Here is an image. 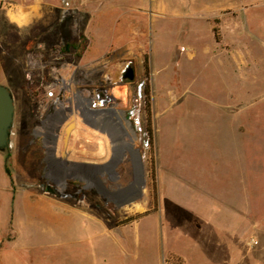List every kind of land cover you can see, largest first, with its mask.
<instances>
[{"label":"rangeland","instance_id":"374dc122","mask_svg":"<svg viewBox=\"0 0 264 264\" xmlns=\"http://www.w3.org/2000/svg\"><path fill=\"white\" fill-rule=\"evenodd\" d=\"M205 1L231 7L175 21L123 4L95 14L79 0H0V84L15 106L0 152V264H199L210 253L264 264V0ZM80 34V55L61 50ZM129 63L134 79L122 80ZM55 101L67 117L53 156L43 131L59 124Z\"/></svg>","mask_w":264,"mask_h":264},{"label":"crops","instance_id":"0c3cea01","mask_svg":"<svg viewBox=\"0 0 264 264\" xmlns=\"http://www.w3.org/2000/svg\"><path fill=\"white\" fill-rule=\"evenodd\" d=\"M91 2V5L85 8L84 4ZM201 3L199 0H79V6L76 7L77 11H80L82 8L81 6H84V10H90L92 13L100 12L102 10L104 11H111L118 8L119 4H123L125 8L124 13H129L132 15H148V13H153L156 15L161 16L163 19H169L173 18V20H187L189 18L193 19H204L207 20V18H210L212 16L215 17V10L222 9L224 7H231V3H228L227 5H218L214 2H206L205 0ZM94 3V4H93ZM104 3H110V6L103 7ZM128 3H133V6H128ZM201 3V4H200ZM103 7V8H102ZM79 8V9H78ZM127 19H130L129 17ZM208 22V21H207ZM100 25V24H98ZM123 27L117 28V30L114 32V34L119 35L122 34V31H120ZM168 29L166 25L159 24L158 26H154V29ZM145 30L142 25H137L136 27L132 28V31L138 30L141 31ZM176 29H178L176 27ZM189 29L188 26L180 28V31H183V34H185ZM179 31V30H178ZM133 34H138L134 32ZM143 34L144 33H139ZM238 39V35L233 38ZM58 145V140L57 144ZM76 209H79L80 211L82 209L74 206ZM83 211V210H82ZM181 252H174V254L180 255ZM216 258V256H215ZM199 264H217V261L212 258V254H209V258H207L198 261ZM187 264H189L187 262Z\"/></svg>","mask_w":264,"mask_h":264},{"label":"water","instance_id":"95a60500","mask_svg":"<svg viewBox=\"0 0 264 264\" xmlns=\"http://www.w3.org/2000/svg\"><path fill=\"white\" fill-rule=\"evenodd\" d=\"M121 79L132 81L134 79L133 67L127 64L122 70ZM14 98L5 85L0 84V152H4L10 139V129L13 122ZM50 187L46 191L50 192Z\"/></svg>","mask_w":264,"mask_h":264},{"label":"trees","instance_id":"16d2710c","mask_svg":"<svg viewBox=\"0 0 264 264\" xmlns=\"http://www.w3.org/2000/svg\"><path fill=\"white\" fill-rule=\"evenodd\" d=\"M84 38H85V36L83 34L78 35L74 39L65 42L63 47H61V50L62 51H68V50L71 49V50L76 51L77 55H80L81 51L83 50V48H85ZM215 39L217 40V36H215ZM144 66H145L144 75H145V78L147 79L148 69H149L147 55L144 56ZM148 87L149 86L146 84L145 93H146V99L147 100H145V102L147 104V110H146L147 115H146V130L145 131H146L147 136H148V142H149L150 146H152L153 145V136H152L153 128H152L150 108H149L148 98H147ZM151 170L152 171H150V179H151L152 182H151L150 194L152 196L153 202L155 203L156 202V191H157V188H156L155 175H154V171L155 170L153 169V166H152ZM6 171L8 173L7 168H6ZM140 215H142V214H138V216H140ZM137 217H135V218H137ZM135 218L130 219V221L134 220ZM167 259L170 260L171 264H180L181 263L180 262L181 260L177 256H174V255H171V254L168 255Z\"/></svg>","mask_w":264,"mask_h":264},{"label":"flooded vegetation","instance_id":"af4514ba","mask_svg":"<svg viewBox=\"0 0 264 264\" xmlns=\"http://www.w3.org/2000/svg\"><path fill=\"white\" fill-rule=\"evenodd\" d=\"M96 99H97V94L91 91V93H89V96L84 98L83 100V106H84L83 112L86 118L89 119V121H92L94 119L93 116L95 115V109H96L94 107V101ZM58 101L57 102L55 101L54 104L52 105V108L50 110L48 117L51 119H55L56 121H58L59 124L56 125L54 128L46 125L47 127L44 128L45 130L43 131L44 136H48L49 138L53 139L52 141L53 147L51 149L49 148L50 150L45 148L44 152L46 153V151L48 150L49 152H51L53 156L55 154L54 150L57 148L56 144H57V136H58L59 129L62 127L64 119L67 117L66 114H64L62 110L64 106L62 105L61 102H58ZM61 164H64V163H61Z\"/></svg>","mask_w":264,"mask_h":264},{"label":"built area","instance_id":"2783aa9c","mask_svg":"<svg viewBox=\"0 0 264 264\" xmlns=\"http://www.w3.org/2000/svg\"><path fill=\"white\" fill-rule=\"evenodd\" d=\"M117 87H118V85H115V86L112 87L111 90L114 91V89L117 88ZM97 100H98V99H96V100L94 101V107H96V105H98Z\"/></svg>","mask_w":264,"mask_h":264},{"label":"bare ground","instance_id":"6f19581e","mask_svg":"<svg viewBox=\"0 0 264 264\" xmlns=\"http://www.w3.org/2000/svg\"><path fill=\"white\" fill-rule=\"evenodd\" d=\"M60 168H61L62 170H65V169H67V167H65V165H64V164H61Z\"/></svg>","mask_w":264,"mask_h":264}]
</instances>
